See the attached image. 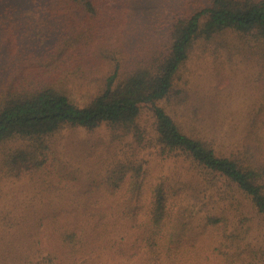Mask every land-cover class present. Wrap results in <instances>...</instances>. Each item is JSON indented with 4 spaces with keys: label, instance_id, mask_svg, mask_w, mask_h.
<instances>
[{
    "label": "rangeland",
    "instance_id": "rangeland-1",
    "mask_svg": "<svg viewBox=\"0 0 264 264\" xmlns=\"http://www.w3.org/2000/svg\"><path fill=\"white\" fill-rule=\"evenodd\" d=\"M170 2L119 0L122 19L98 33L105 45L104 54L95 53L100 63L95 74L63 76L73 101L86 104L100 93L116 64L118 81L126 78L167 45L179 12L207 1H178L177 8ZM43 10L48 24L17 12L21 26L12 48L0 30V89L61 39L57 10ZM158 103L185 132L218 153L264 162V39L231 29L199 38L173 91ZM137 122L139 132L107 123L65 127L46 138L43 169L20 179L5 176L2 159L16 147L32 149L33 141L0 144V264H154L134 254L133 244L135 219L160 182L173 209L183 213L182 244L173 252L179 264H264V215L252 201L226 177L182 151L164 149L151 105L141 107ZM142 246L146 256L148 247Z\"/></svg>",
    "mask_w": 264,
    "mask_h": 264
},
{
    "label": "trees",
    "instance_id": "trees-1",
    "mask_svg": "<svg viewBox=\"0 0 264 264\" xmlns=\"http://www.w3.org/2000/svg\"><path fill=\"white\" fill-rule=\"evenodd\" d=\"M23 1L0 0V30L11 48L17 40L16 28L21 26L16 18L18 11L32 14L43 24L47 19L41 10L47 13L53 6L64 28L50 53L30 68L13 72L0 89V144L20 138L33 141L32 149L16 147L8 151L1 163L6 177L20 179L42 170L49 147L46 138L65 127L94 129L107 123L139 132L137 119L141 107L151 105L164 149L182 151L204 168L226 177L264 215V162L218 153L206 140L185 132L158 103L173 91L175 78L199 38L209 40L231 29L264 39V0H197L207 2L200 7L182 9L175 16L163 49L119 81L116 64L105 78L102 91L86 104L72 100L63 89V76L78 71L86 74L83 77L95 74L94 67H100L95 53L104 54L105 45L98 33L104 32L108 23L122 19L123 15L117 14L119 0ZM170 1L169 6L177 8L173 4L179 1L182 5L188 0ZM22 5L25 7L21 8ZM87 69L92 72L87 74ZM139 175L132 181L133 186ZM113 178L116 180V175ZM166 190L164 183H158L148 208L142 211L138 221L134 218L137 230L134 254L143 261L153 260L154 264H179L181 260L173 252L182 244L183 213L180 207L173 209ZM211 220L217 222L215 217ZM142 245L148 247L146 256L139 250Z\"/></svg>",
    "mask_w": 264,
    "mask_h": 264
}]
</instances>
